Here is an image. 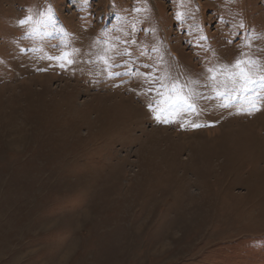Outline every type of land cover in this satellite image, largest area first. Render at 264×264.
Masks as SVG:
<instances>
[{
    "label": "rangeland",
    "instance_id": "rangeland-1",
    "mask_svg": "<svg viewBox=\"0 0 264 264\" xmlns=\"http://www.w3.org/2000/svg\"><path fill=\"white\" fill-rule=\"evenodd\" d=\"M261 77L264 0H0V264H264Z\"/></svg>",
    "mask_w": 264,
    "mask_h": 264
},
{
    "label": "snow or ice",
    "instance_id": "snow-or-ice-1",
    "mask_svg": "<svg viewBox=\"0 0 264 264\" xmlns=\"http://www.w3.org/2000/svg\"><path fill=\"white\" fill-rule=\"evenodd\" d=\"M26 21H20L21 24L25 23ZM241 62L240 61H237L236 62V67L239 68ZM211 71V69L209 70ZM241 79L245 80L246 83H255V81H252L249 77H248V74L245 72V70L243 68H240V71H239V74ZM214 78V77H213ZM261 83H262V86H264V77H261ZM219 96H221V98H224L226 99L227 98V93L226 92H223V93H218ZM179 102H182L184 104L187 105L188 108L190 109H193L194 110V106L188 102L187 98L181 96L180 97V101ZM224 107H227L228 105L225 104L223 105Z\"/></svg>",
    "mask_w": 264,
    "mask_h": 264
},
{
    "label": "bare ground",
    "instance_id": "bare-ground-1",
    "mask_svg": "<svg viewBox=\"0 0 264 264\" xmlns=\"http://www.w3.org/2000/svg\"><path fill=\"white\" fill-rule=\"evenodd\" d=\"M235 139H236V137H235ZM237 140V139H236Z\"/></svg>",
    "mask_w": 264,
    "mask_h": 264
}]
</instances>
